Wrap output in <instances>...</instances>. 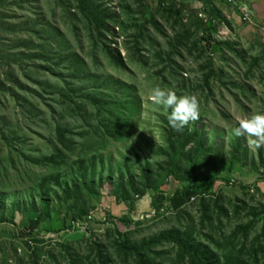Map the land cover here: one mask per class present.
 <instances>
[{
  "label": "rangeland",
  "instance_id": "rangeland-1",
  "mask_svg": "<svg viewBox=\"0 0 264 264\" xmlns=\"http://www.w3.org/2000/svg\"><path fill=\"white\" fill-rule=\"evenodd\" d=\"M102 1L120 20L109 23L104 38L94 34L100 46L92 48V41L87 40L91 34L82 24H71L81 29L76 33L65 22L63 5H68L67 10L73 0H0V26L4 27L0 30V212L15 213L22 239L35 234L46 238L43 243H31L32 251L13 236V229L0 227V264H134L133 260L126 263L118 251L114 238L119 232H130L128 239L134 245L180 232L192 244L209 246L222 263L231 256L233 264L262 263L264 147L250 149L245 137L234 136L232 129L238 127V118L264 112V22L244 21L237 10L241 26L229 20L216 33L206 29L200 35L204 46L181 47L175 52L170 41L179 28L158 9L159 0ZM183 1L203 17L205 11L211 12V6L200 1ZM213 4L219 3L213 0ZM153 19L164 32L155 27ZM250 24L254 30L246 28ZM75 34L83 47L74 40ZM25 39L34 45H22ZM219 41L227 42L231 49L221 46L213 51ZM139 42L146 48L141 57L136 51ZM101 45L116 47L127 69L114 66ZM60 54L78 55L81 75L77 79L65 73L58 61ZM254 58L258 62L252 65ZM211 69L215 72L210 73ZM66 83L91 95L108 92L103 98L113 106L118 123L126 116L123 127L128 132L122 141L108 138L106 132L94 140L89 138L84 149H77L65 164L56 161L50 166L43 162L54 148L47 132L48 107L57 110V86ZM157 85L171 88L177 95L195 94L200 118L182 131L174 130L167 119L170 109L149 99ZM85 98V94L74 96L79 104ZM68 121L74 124L77 140L91 130L83 127L77 111L68 112ZM186 130L197 131L203 142L200 159L184 156L193 149V142L185 149L175 143V150H170L176 134ZM233 154L237 160L229 177L240 185L218 181L216 195L207 196L205 202L189 191L177 194L187 184L186 175L225 177L221 163ZM186 165L189 169L183 173ZM172 167H177L173 169L177 176L167 173ZM147 184L159 187L164 196H174L160 203L158 213L151 206L154 189L141 195ZM123 187L135 204L132 209L130 203L121 201ZM67 188L78 190V201H66ZM45 202L52 212L60 210L62 217L69 214L68 225L85 226L93 233L86 236L74 230L60 237L46 230L48 223L24 217V210L40 212ZM79 208L86 213L80 214ZM109 214L115 222L104 225ZM126 215L143 223L128 229L118 221ZM250 223L253 227L247 239L231 237L239 226ZM153 252L155 264H180L175 243L164 241Z\"/></svg>",
  "mask_w": 264,
  "mask_h": 264
},
{
  "label": "trees",
  "instance_id": "trees-1",
  "mask_svg": "<svg viewBox=\"0 0 264 264\" xmlns=\"http://www.w3.org/2000/svg\"><path fill=\"white\" fill-rule=\"evenodd\" d=\"M196 1H200L205 6H211L210 14H206L205 11L204 14L206 16L203 17L198 12L194 13L193 11L189 10L183 0L158 1V9L162 11L163 15H165L168 20H172V24L174 26L176 25L179 28L176 31L175 37L170 41V44L174 48L175 52L178 51L181 47H185L186 50H191L192 48L198 49L199 46L203 45L202 37L200 36L203 31L208 29L212 33H216L218 32L221 25L230 24L229 19L223 13V10L219 6H215L213 4V0ZM67 6L65 4L63 5L64 10L67 13V15H65V22H67L71 28V24L74 21L78 22V24H82L83 28L89 31L91 34V37H88L87 40L92 41V48H98L100 46V44L96 41V37L94 36V34L97 37L104 38V34L106 32H109V23L111 21L118 22L120 20V17L116 14V12L102 0H73L72 5L69 6L66 10ZM187 19L190 21L189 25L186 24ZM152 22L154 23L156 28H158L161 32H164L159 21L153 19ZM68 24H66V26H68ZM3 29L4 27L0 26V30ZM78 29L81 30L79 26ZM78 29L76 27H73L71 32L78 33ZM21 30L25 31L24 29ZM21 30H19V32ZM27 40L28 39L23 40L22 45L27 47H31L34 45L33 41ZM74 40L79 43L81 47H83L80 43L82 41L81 37H76L75 34ZM189 45L192 46L189 47ZM221 46H225L231 49V46H229L227 42L219 41L212 50L216 51ZM114 48L109 45L102 46V52L114 66L126 70L127 63L125 58L117 52L118 49L116 47ZM145 50L146 48L143 50V47H141V42H139L136 51L139 53L140 57L142 56V51ZM205 50L208 51L207 48ZM77 56L78 55H74L73 57H71L70 54H60L58 56L59 64L63 65L65 73H68L69 77L73 79H77L79 75H81L80 71L77 69ZM257 62L258 59L254 58L252 65L256 64ZM213 71L214 70L211 69L210 73ZM57 88L59 97L58 101L60 105L58 106L57 110H51V107H48L50 111V122L48 123L47 132L51 136V143L53 144L54 148L51 155L43 158L44 163L50 166H55L56 161L61 164H65L68 161L70 155H73L77 149H84V146L89 138L94 140L96 138V135L103 136V132H106L107 137L110 139L122 141L126 138L128 128L123 127L126 116L123 119L122 123L117 122L116 116L114 115L115 110L112 108L113 106L110 105L105 98H103V95L108 92L102 91L99 94L91 95L88 94L86 90L84 92L82 91V88L76 87L75 84L70 86V84L67 83L65 87L57 86ZM110 93L113 96L115 94V91L111 89ZM76 94H85L86 100L79 104L74 99V96H76ZM70 110L77 111V113H79L80 120L83 123V127L91 128V130L87 133H84L79 140H77L73 135L74 124L68 121V112ZM35 112L42 113L39 109H35ZM192 142L194 143L193 149L190 151L189 155L184 154V156L186 158L188 156V158L193 156L197 159H200V157L202 156L201 154L203 142L198 137L197 131L188 133V131L186 130L182 134H176L175 140L173 142L171 141V143L169 144L171 148L170 150H175V143L180 145L181 149H185V147ZM236 160L237 155L233 154L231 158L221 163L222 169L226 170L227 172L225 177H206L203 175H200L199 177H193L190 175L184 176L183 179L187 184L184 185L183 190L177 192V194L183 196L184 191H189L192 193V196L201 197L202 201L205 202L207 196L214 197L216 195V182H224V184L227 186L238 185V182V184L236 182H233V180L229 177V175L235 169ZM173 169L177 170V167L170 168L167 173L177 176V173ZM188 169L189 167L188 165H186L182 170L183 173H187ZM81 177H86V175L82 174ZM124 188L125 187L121 188V201L124 203H130L132 209L135 207V204L132 200H130L129 195ZM150 189H154L155 191L152 196L151 204L152 209L155 213H158L160 211L159 205L164 199H174V196H164L163 192L159 190V187H152L150 184H147L146 188L141 191V195H146V193L148 192L147 190ZM63 195L68 202L71 200L78 201L80 198V193L78 192V190L73 192V190L70 188H67L64 191ZM78 210L80 214L86 213L84 211V208H79ZM23 215L24 217L30 216L29 219L31 220L40 219L43 222L48 223L46 230L56 233L57 236L60 237L67 234L69 235L74 230L79 229H76V227L74 226L75 223H70V225H68V219L70 218L69 214H65V216L62 217V212L60 210L52 212L49 202H45L43 204L42 210L40 212H27L24 210ZM106 217L107 221L103 223L104 225L107 222H115L112 215L109 214ZM208 219L210 218L208 217ZM118 221L128 229L132 225H135L137 227L143 223L142 220L135 221L131 218L130 215L123 216ZM25 224H23V226ZM6 226L9 229H13V236L16 239H20L22 241V244L31 250V243H43L44 239H46L41 238L39 234H35L34 236L31 235L27 239H22L19 235V232L17 231L18 228L15 224L14 212H10L8 215L0 212V227ZM252 227L253 223H250L246 226H239L231 237H243L244 239H247ZM128 233L119 232V235L114 238L118 251L124 256L123 260L126 263H128L129 260H133L134 264H155L156 260L152 256L154 254L153 248L166 241L175 243L178 246V262L180 264H183L185 262H187L188 264H233V256H231L232 258L228 257L227 259H225L224 263H222L221 258L216 253H214L209 246H205L203 244H192L188 237L180 232H168L157 239L143 242L141 245L132 244L128 239ZM257 253L258 252L256 251V254ZM102 264H108V262H102ZM255 264H264V261L262 263H259L258 260H256Z\"/></svg>",
  "mask_w": 264,
  "mask_h": 264
},
{
  "label": "clouds",
  "instance_id": "clouds-1",
  "mask_svg": "<svg viewBox=\"0 0 264 264\" xmlns=\"http://www.w3.org/2000/svg\"><path fill=\"white\" fill-rule=\"evenodd\" d=\"M150 101L170 109L167 117L169 125L176 131H182L190 122L200 118L199 99L195 94L177 95L171 88L155 86L149 95ZM238 127L232 129L236 137H245L247 146L252 149L264 147V112H253L237 120Z\"/></svg>",
  "mask_w": 264,
  "mask_h": 264
},
{
  "label": "crops",
  "instance_id": "crops-1",
  "mask_svg": "<svg viewBox=\"0 0 264 264\" xmlns=\"http://www.w3.org/2000/svg\"><path fill=\"white\" fill-rule=\"evenodd\" d=\"M217 1L219 3L218 6L223 10V13L227 15L229 20H231L233 24L237 26H241L242 18L239 15L238 11L233 6H230L227 3H225V0H217ZM250 4L252 6L255 19H257L259 23L262 24L264 22V0H250ZM246 26H247L246 28L250 26L251 28H253L252 30H254L255 28L253 24L246 25ZM138 209H139V206H138Z\"/></svg>",
  "mask_w": 264,
  "mask_h": 264
},
{
  "label": "built area",
  "instance_id": "built-area-1",
  "mask_svg": "<svg viewBox=\"0 0 264 264\" xmlns=\"http://www.w3.org/2000/svg\"><path fill=\"white\" fill-rule=\"evenodd\" d=\"M231 3L236 10H238L244 21L249 23H254L255 17L252 6L250 4V0H227ZM81 234L88 235L89 233H93L92 230H88L85 226L78 229Z\"/></svg>",
  "mask_w": 264,
  "mask_h": 264
}]
</instances>
